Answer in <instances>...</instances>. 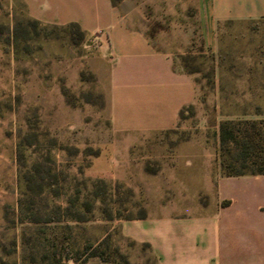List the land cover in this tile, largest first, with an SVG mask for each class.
<instances>
[{"label":"rangeland","instance_id":"obj_1","mask_svg":"<svg viewBox=\"0 0 264 264\" xmlns=\"http://www.w3.org/2000/svg\"><path fill=\"white\" fill-rule=\"evenodd\" d=\"M219 28L215 66L208 61L202 69L217 117L206 120L186 108L178 128L131 147L125 157L75 29L30 18L21 0H0V264H46L52 239L72 251L87 242L106 250L108 260L67 264H158L123 224L145 217L157 200L151 174L171 160L167 142L207 140L219 161L216 127L255 119L264 149V18ZM76 53L79 62L71 57Z\"/></svg>","mask_w":264,"mask_h":264},{"label":"crops","instance_id":"obj_2","mask_svg":"<svg viewBox=\"0 0 264 264\" xmlns=\"http://www.w3.org/2000/svg\"><path fill=\"white\" fill-rule=\"evenodd\" d=\"M21 1L32 19L80 25L86 66L98 77L125 157L178 128L184 107L217 117L202 69L217 61L219 26L264 18V0ZM79 71L72 69L76 79ZM167 147L171 160L151 174L158 198L145 217L124 222V233L149 243L158 264H264V173L223 174L207 140Z\"/></svg>","mask_w":264,"mask_h":264},{"label":"trees","instance_id":"obj_3","mask_svg":"<svg viewBox=\"0 0 264 264\" xmlns=\"http://www.w3.org/2000/svg\"><path fill=\"white\" fill-rule=\"evenodd\" d=\"M68 25L72 26L78 34L79 40L76 42L84 39V32L78 23L72 22ZM190 107L192 106L182 108L180 117H182L184 110ZM258 127H261V125L255 119H245L237 122L224 120L220 123L221 153L219 163L223 174L264 173V149L258 139V135L261 134ZM229 143L233 144V149L229 147ZM225 151L231 153V156L228 157ZM255 165L257 166L256 168L246 170L247 167ZM144 215H141V217ZM144 244L150 247L149 243L144 242ZM105 254L106 250L101 245L93 246L92 243L87 242L81 249L72 251L64 243H58L52 239L50 249L44 254L43 260L46 264H67L70 260L77 262L90 257L108 260Z\"/></svg>","mask_w":264,"mask_h":264}]
</instances>
